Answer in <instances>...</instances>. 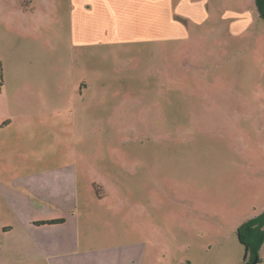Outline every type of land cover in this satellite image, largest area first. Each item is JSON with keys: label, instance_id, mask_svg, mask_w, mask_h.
Wrapping results in <instances>:
<instances>
[{"label": "rangeland", "instance_id": "374dc122", "mask_svg": "<svg viewBox=\"0 0 264 264\" xmlns=\"http://www.w3.org/2000/svg\"><path fill=\"white\" fill-rule=\"evenodd\" d=\"M23 2L0 0V58L8 39L15 47L22 41L33 59L41 43V68L51 71L37 72L35 81L59 101L29 104L25 149L71 155L79 171L78 208L87 211L97 241L121 236L126 246L136 243L119 251L122 264H264V243L254 263L238 238L239 226L264 210V19L235 35L218 5L212 21L186 22L174 39L129 44L116 59L96 57L88 68L93 86L68 103L53 90L63 78L58 58L70 54L68 0H32L34 18L22 13ZM35 69L30 63L31 78ZM58 109L67 121L45 125L42 119ZM21 151L0 143L2 170L14 169ZM86 163L92 172L80 171ZM7 175L0 173V193L26 199L6 185ZM92 182L108 193L102 203ZM9 215L0 198V248L20 243L1 236ZM110 257L104 254V261ZM27 261L8 254L0 264Z\"/></svg>", "mask_w": 264, "mask_h": 264}, {"label": "crops", "instance_id": "0c3cea01", "mask_svg": "<svg viewBox=\"0 0 264 264\" xmlns=\"http://www.w3.org/2000/svg\"><path fill=\"white\" fill-rule=\"evenodd\" d=\"M31 1L24 0L22 13L33 17L37 15V9L32 7ZM216 6L220 8L219 12H223L222 19L230 20L227 29L235 35L252 27L259 17L254 0H68V32L71 35L68 40L70 48L67 49L70 54H60L58 58L60 73L57 74L63 78L61 85L58 87L56 84L53 90H58L60 102L62 93L66 102L77 101L78 92L82 96L88 87L93 86L91 79L94 71L88 68L89 62L91 64L96 57L116 59L120 53H126L129 44L154 45L159 40L174 39L176 34L181 35L179 32L185 30L186 22L202 24L211 20L210 12ZM35 19L41 20L40 15ZM222 26L226 29L224 24ZM43 27H46L45 23ZM12 42V39H8L5 47H2L7 56L0 58V143H9L11 148L17 146L23 151L18 152L20 160L14 169L2 170L0 167V173H8L3 178L6 185L27 198L19 200V197H11L9 192L7 195L0 193L1 204L11 212L5 219L10 223L1 227V236L20 239L19 244L1 247L0 259L8 254H20L28 259L29 264H122L116 259L120 256L119 251L122 247H134L136 243L126 246L121 236L115 239L112 234L110 236L113 237L106 238L104 242L97 241L95 233L91 231L93 222L87 219V211L78 208L79 171L71 155L64 156L56 148L45 153H31L25 149L33 122L29 104L52 103V99L59 101L53 94L48 98L51 92L49 86L35 81L37 72L45 76V70L47 74L51 71L44 64L43 70L41 68V55L36 51L41 43L35 48L33 59L23 51L22 41L17 44L18 50ZM98 49H109L110 52L99 54L96 52ZM111 52L113 55H110ZM65 60L71 63L68 69ZM30 63L39 66L32 78ZM66 71L68 79L63 74ZM80 74L82 78L78 80ZM105 89V86L99 87V90ZM60 111L63 113L58 109L50 117L42 119L44 124H53L55 129L66 122L67 118ZM93 118L96 117L93 115ZM70 130L68 127L67 133ZM53 133L54 130L50 136ZM83 168L91 172L94 170L88 163L81 166V172ZM91 188L95 190L100 203L108 196L101 184L92 182ZM89 203H93L92 200ZM84 213L87 215L84 216ZM50 220L63 222L36 225V222ZM104 254L111 256L109 261H104Z\"/></svg>", "mask_w": 264, "mask_h": 264}, {"label": "trees", "instance_id": "16d2710c", "mask_svg": "<svg viewBox=\"0 0 264 264\" xmlns=\"http://www.w3.org/2000/svg\"><path fill=\"white\" fill-rule=\"evenodd\" d=\"M255 8L258 16L264 19V0H254ZM63 220H50L44 222H36V225L43 224H60ZM239 241L247 249V254L253 258L258 255L260 247L264 243V210L253 219H249L242 223L238 228Z\"/></svg>", "mask_w": 264, "mask_h": 264}, {"label": "water", "instance_id": "95a60500", "mask_svg": "<svg viewBox=\"0 0 264 264\" xmlns=\"http://www.w3.org/2000/svg\"><path fill=\"white\" fill-rule=\"evenodd\" d=\"M238 238H239V235H238ZM245 255H247V249H246ZM255 262H256V257H255L254 263Z\"/></svg>", "mask_w": 264, "mask_h": 264}, {"label": "flooded vegetation", "instance_id": "af4514ba", "mask_svg": "<svg viewBox=\"0 0 264 264\" xmlns=\"http://www.w3.org/2000/svg\"><path fill=\"white\" fill-rule=\"evenodd\" d=\"M246 249V248H245ZM256 257V256H255Z\"/></svg>", "mask_w": 264, "mask_h": 264}]
</instances>
